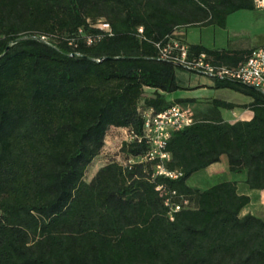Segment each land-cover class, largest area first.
Here are the masks:
<instances>
[{
  "label": "trees",
  "instance_id": "16d2710c",
  "mask_svg": "<svg viewBox=\"0 0 264 264\" xmlns=\"http://www.w3.org/2000/svg\"><path fill=\"white\" fill-rule=\"evenodd\" d=\"M253 7L252 0H0V264H264V219L241 214L250 197L237 181L187 183L225 155L229 171L264 190L259 90L213 81L249 96L240 106L252 117L224 120L220 108L236 104L218 98L210 114L194 112L165 146V167L178 177H152L156 161L129 162L149 149L145 110L195 101L166 97L186 88L176 75L184 69L161 59L156 43L183 27H225L229 14ZM98 20L110 33L94 26ZM252 49L189 44L223 64ZM110 127L134 138L85 180ZM161 192L187 201L172 219Z\"/></svg>",
  "mask_w": 264,
  "mask_h": 264
},
{
  "label": "rangeland",
  "instance_id": "374dc122",
  "mask_svg": "<svg viewBox=\"0 0 264 264\" xmlns=\"http://www.w3.org/2000/svg\"><path fill=\"white\" fill-rule=\"evenodd\" d=\"M189 41L200 42L208 48L227 49H251L264 46V7L252 9H241L227 16L225 27L215 25L184 27ZM178 80L184 85L183 89L167 93L166 97H194L195 101L186 107L191 109L197 116L208 115L212 111L211 100L213 98L223 99L236 104L232 109L220 108L219 113L234 120L231 113L242 111L240 105L248 102L250 97L230 88H214L213 80L208 76L189 72L186 70L176 71ZM150 89H145L144 95H149ZM128 132L116 127H110L104 138V146L100 155L88 166L85 180H89L97 169L120 155L122 142L127 139ZM122 161V157L119 158ZM218 172L209 174L207 170H200L192 174L187 183L190 186L201 189L207 188L219 181L244 179L245 173H235L228 169L226 156H222L217 164ZM242 187H240L241 191ZM249 213H253L264 219V198L254 200L249 206Z\"/></svg>",
  "mask_w": 264,
  "mask_h": 264
},
{
  "label": "built area",
  "instance_id": "2783aa9c",
  "mask_svg": "<svg viewBox=\"0 0 264 264\" xmlns=\"http://www.w3.org/2000/svg\"><path fill=\"white\" fill-rule=\"evenodd\" d=\"M252 3L254 7H264V0H252ZM94 26L110 33L109 24L102 20H98ZM178 30H175L172 34L173 36L166 41L156 43L161 59L178 65L186 71L208 76L213 81L226 80L255 88L264 95V46L253 48L249 55L237 63L223 64L214 61L205 52L196 54L190 52L189 44ZM138 31L141 32L142 28L139 27ZM87 41L88 43L91 42L92 38H87ZM143 116L142 132L149 149L144 156L132 158L129 162H134L135 160L156 161L152 177L160 174L170 178L178 177L181 173L169 171L165 167V163L170 159V154L165 150V146L173 132L193 122L194 112L187 107L173 104L156 113L152 112V110H145ZM119 129L128 132L126 128L120 127ZM132 138L134 136L128 132L125 141ZM156 189L162 191L161 186H157ZM174 193V191L171 192V194ZM161 194L165 195L164 204L170 207V219L173 218V212L179 210L182 205H187V201L184 199L180 202H175L167 192H161Z\"/></svg>",
  "mask_w": 264,
  "mask_h": 264
},
{
  "label": "crops",
  "instance_id": "0c3cea01",
  "mask_svg": "<svg viewBox=\"0 0 264 264\" xmlns=\"http://www.w3.org/2000/svg\"><path fill=\"white\" fill-rule=\"evenodd\" d=\"M178 31H179L180 33H182L183 38H184V40H185L187 43H189V44H197V43H200V42H194V41H189V40H187V38H186V34H187V32H186V30H185L184 27H183V28H180ZM200 44H202V43H200ZM203 45H204V44H203ZM204 46H206V45H204ZM169 99H173V98H169ZM250 100H251V98H250ZM250 100H249V101H250ZM249 101H248V102H249ZM248 102H246V103H248ZM252 114H253V113H252L251 110H249V109H247V108H243L242 111H240L239 113H235V112H232V113H231V117H232L234 120H228V118L223 117L221 114H220V116H221L224 120H226V121L234 122V121H237V120H248V119H250V118L252 117ZM221 159H222V157H221ZM221 159H220V161H221ZM220 161H219V162H220ZM219 162H216V163H212V164H210L209 166H207L206 168H204V170H207V172H208L209 174H214V173L218 172L217 164H218ZM202 170H203V169H202ZM244 179H245V178H244ZM244 179H238V180L233 179L234 181H237L238 190L240 191V187H242V189H241L240 192L245 193V194L249 195V197H250V202H249V203H248V204L242 209L241 214H245V213L248 212L249 206H250L251 204H253V201H254V200H260V199L264 198V190H256V189H250V188H248V186H247V185L245 184V182H244ZM251 214H253V213H251Z\"/></svg>",
  "mask_w": 264,
  "mask_h": 264
}]
</instances>
